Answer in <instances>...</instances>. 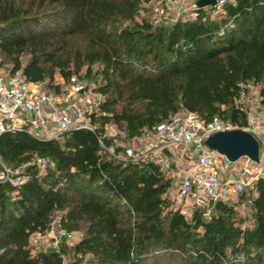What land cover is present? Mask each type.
I'll list each match as a JSON object with an SVG mask.
<instances>
[{
	"label": "trees",
	"instance_id": "1",
	"mask_svg": "<svg viewBox=\"0 0 264 264\" xmlns=\"http://www.w3.org/2000/svg\"><path fill=\"white\" fill-rule=\"evenodd\" d=\"M150 1L0 0L10 73L56 93L57 74L77 75L104 96L89 114L92 129L0 133V161L25 164L27 176L19 186L0 182V264H264V175L237 199L186 215L173 177L124 156L105 131L114 124L130 141L181 111L246 126L238 100L248 82L260 85L264 104V0H226L158 24L137 18ZM244 203L249 215L239 211ZM58 213L68 231H83L68 263L63 243L42 250L30 242Z\"/></svg>",
	"mask_w": 264,
	"mask_h": 264
},
{
	"label": "built area",
	"instance_id": "2",
	"mask_svg": "<svg viewBox=\"0 0 264 264\" xmlns=\"http://www.w3.org/2000/svg\"><path fill=\"white\" fill-rule=\"evenodd\" d=\"M196 1L166 0V5L189 4L195 11ZM225 2L226 0H217L213 6L220 8ZM70 97L63 99L45 92L42 84L26 80L21 70L8 74L0 73V133L5 128L27 126L28 132L37 137L41 134L46 137H56L71 128L92 129L89 116L92 110L84 95ZM64 102L66 105L62 104ZM246 119V126L240 128L251 132L259 143L260 140L264 141V104L257 101L255 105L249 107ZM233 128L237 126L217 115L205 121L198 113L181 111L169 120L156 125L152 129L153 137L150 141H145L148 138L146 130L133 138L132 140L137 139L142 142L139 148L124 145L123 154L136 162L153 161L160 165L164 173L175 172L174 174L179 178L176 191L172 194L175 201L185 205L188 199H193L192 206H204L209 200L227 199L229 196L241 194L258 176L264 175L260 172L246 177H225L226 172L235 162L210 148L206 140L213 133ZM261 153H264V146L262 148L260 143L262 159ZM37 162L42 170L47 165L45 158H39ZM252 163L255 162L245 157L243 169L247 171ZM173 165L180 168L174 171ZM26 179L25 174L13 173L0 161V182L19 186ZM62 220V214H56L45 233H35L36 240L42 241L40 239L43 236L50 235L49 246L59 249L62 241L70 235L63 226Z\"/></svg>",
	"mask_w": 264,
	"mask_h": 264
},
{
	"label": "rangeland",
	"instance_id": "3",
	"mask_svg": "<svg viewBox=\"0 0 264 264\" xmlns=\"http://www.w3.org/2000/svg\"><path fill=\"white\" fill-rule=\"evenodd\" d=\"M143 10L138 14L137 18L142 19L144 17L151 18L152 21L155 24L158 23H166V22H174L180 17L183 18H193L196 16L194 14V10L192 6H189L186 8L185 12H179L178 7L176 6H167L166 5V0H152L149 3L143 4ZM215 13V12H214ZM1 63H4L1 65ZM10 69V64L6 61L5 57L0 54V73H9ZM56 82L60 84L61 90L59 92H54V90H48V89H43L45 92L52 94L56 97H61V98H67L68 96H75V95H80L83 94L85 99L88 101L89 105L91 106V110L93 111L99 103H101L104 99V96L101 95L100 93H97L94 91V83H87L85 80L80 78L77 75H73L70 80H64L60 75H56ZM246 90L245 92L241 95L240 99L238 100L239 103L243 104L247 109L251 107L253 104L257 101L261 102V95L259 92L260 85L259 84H253L252 82H248L246 85ZM70 97V98H71ZM106 134L108 136L113 137L114 141L116 144L124 146V145H131L135 148H139L140 144L142 143L140 140H130L128 141L125 136V132L123 128L118 127L114 124H110L106 126ZM148 138H146L145 141H150L153 137L152 129H146ZM39 137H46L45 135L41 134ZM134 141V143H133ZM261 147L263 148L264 146V141L260 140ZM125 156V155H124ZM245 157H242L238 160V164H240L241 161H243ZM264 165V156H262V159L260 161V164L252 163L247 170L250 171L251 169H256L259 166ZM11 168V171L13 173H20L24 170L25 164L18 166L16 168ZM259 170V169H258ZM243 173H247V171H243ZM260 173V172H256ZM167 175H172L170 173H166ZM248 176V174H246ZM174 179V176H173ZM177 185L175 184V187ZM253 187V183L248 185L247 189H251ZM175 188H172V192ZM172 194V193H171ZM227 199H232L235 200L237 199V196H229ZM182 210L185 212L186 215H189L192 211L191 205L189 206H183L181 205ZM239 211L243 215H249L250 213V208L247 204H242L239 207ZM70 232V231H69ZM49 236L50 235H45L42 237V241L36 240L35 233L32 234L30 238V242L32 245H35L39 247L42 250H47L51 248L49 246ZM83 236V231L82 230H75L71 231L70 235L62 241L63 245L66 246L67 248V254L65 255V263H68L70 261V255L72 254L71 249L73 248L74 244L78 242L81 237Z\"/></svg>",
	"mask_w": 264,
	"mask_h": 264
},
{
	"label": "water",
	"instance_id": "4",
	"mask_svg": "<svg viewBox=\"0 0 264 264\" xmlns=\"http://www.w3.org/2000/svg\"><path fill=\"white\" fill-rule=\"evenodd\" d=\"M217 0H197V8L211 7ZM206 144L217 150L230 161H237L242 157H248L255 163H260V143L251 132L237 127L225 131L213 133Z\"/></svg>",
	"mask_w": 264,
	"mask_h": 264
},
{
	"label": "crops",
	"instance_id": "5",
	"mask_svg": "<svg viewBox=\"0 0 264 264\" xmlns=\"http://www.w3.org/2000/svg\"><path fill=\"white\" fill-rule=\"evenodd\" d=\"M189 6H192V5H189V4H187V5H185V6H183V5H178V6H176V7H178V11L181 13V12H185L186 11V8L187 7H189ZM193 7V6H192ZM63 105H66V103L64 102V103H62ZM261 154H263V156H264V153H261ZM174 158V157H173ZM243 161H241L240 162V164H238V160L237 161H235V164L232 166V167H230L229 169H228V171L226 172V174H225V177H234V178H238V177H240V176H247L246 174H248V176H250V175H255L256 174V172H262V173H260V174H264L263 172H264V165H262V166H259L258 168H256V169H251L250 171H248L247 170V173L245 174V173H243V171H244V169H243ZM175 168H174V171H177L178 170V168H180V167H176L175 165H173ZM249 167V166H248ZM259 169V170H258ZM263 171H262V170ZM175 172H173L172 171V173H170V174H172L171 176L173 177L174 176V179H173V188H175L174 190H173V192H171L172 194L176 191V187H175V184L177 185V183L179 182V178L174 174ZM192 202H193V199H188L187 201H186V203H185V205H183V206H189V205H191V207H193L192 206Z\"/></svg>",
	"mask_w": 264,
	"mask_h": 264
}]
</instances>
